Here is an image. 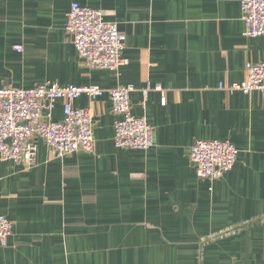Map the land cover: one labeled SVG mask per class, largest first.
Masks as SVG:
<instances>
[{"label":"crops","instance_id":"0c3cea01","mask_svg":"<svg viewBox=\"0 0 264 264\" xmlns=\"http://www.w3.org/2000/svg\"><path fill=\"white\" fill-rule=\"evenodd\" d=\"M73 2L117 23L119 71L79 56L65 29ZM261 61L264 35L245 34L242 0H0V88L104 90L74 100L93 111L92 152L56 157L39 140L33 166L0 160V215L12 223L0 264H264V98L230 87ZM129 85L133 115L154 128L149 149L114 143L109 90ZM196 140L230 141L234 167L199 177Z\"/></svg>","mask_w":264,"mask_h":264},{"label":"built area","instance_id":"2783aa9c","mask_svg":"<svg viewBox=\"0 0 264 264\" xmlns=\"http://www.w3.org/2000/svg\"><path fill=\"white\" fill-rule=\"evenodd\" d=\"M245 34L264 35V0H242ZM65 29L73 39L79 56L90 68L114 72L128 64L122 55L125 36L117 23L107 21L103 10L73 2ZM22 51L23 46L14 47ZM247 77L232 89L244 93L258 91L264 98V61L246 64ZM156 89L161 90V86ZM132 85L109 90L115 121V146L145 150L155 145L154 128L145 118L133 115L131 109ZM104 93L98 86L60 85L44 82L32 88L4 86L0 88V160H13L33 166L38 161L39 140H43L56 157L77 152H92L95 147L93 111L80 108L74 100L87 94L96 100ZM63 101V118L54 120L57 102ZM239 149L228 140H196L189 157L196 165L197 174L216 180L231 170ZM12 231L11 221L0 215V245L6 246Z\"/></svg>","mask_w":264,"mask_h":264}]
</instances>
